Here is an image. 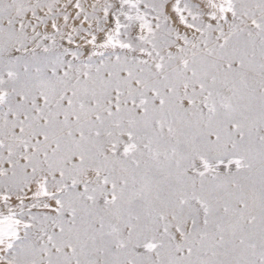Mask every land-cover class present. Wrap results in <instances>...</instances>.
Returning <instances> with one entry per match:
<instances>
[{
    "label": "snow or ice",
    "instance_id": "obj_1",
    "mask_svg": "<svg viewBox=\"0 0 264 264\" xmlns=\"http://www.w3.org/2000/svg\"><path fill=\"white\" fill-rule=\"evenodd\" d=\"M0 264H264V0H0Z\"/></svg>",
    "mask_w": 264,
    "mask_h": 264
}]
</instances>
